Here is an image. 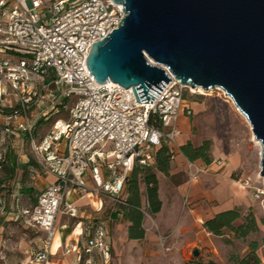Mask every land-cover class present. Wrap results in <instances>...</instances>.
Segmentation results:
<instances>
[{
	"label": "built area",
	"instance_id": "obj_1",
	"mask_svg": "<svg viewBox=\"0 0 264 264\" xmlns=\"http://www.w3.org/2000/svg\"><path fill=\"white\" fill-rule=\"evenodd\" d=\"M125 16L124 5L114 0H0V98L10 96L16 103H8L20 107V114L8 119H20L17 127L28 135L34 159L55 177L36 204L22 212L45 234L27 264L49 260L61 215L78 216L72 193L125 203L134 167L152 166L164 142L179 146L180 117L191 113L185 97L191 87L164 67L170 82L153 103H141L132 88L100 83L88 68L93 43L105 39ZM54 85L62 87L61 96L49 94ZM64 98H69L68 116L56 119L38 139L30 108L48 100L58 110ZM187 166L189 180H198L203 169L190 160ZM84 251L108 257L105 225L94 229ZM86 263L93 264L92 258Z\"/></svg>",
	"mask_w": 264,
	"mask_h": 264
},
{
	"label": "water",
	"instance_id": "obj_2",
	"mask_svg": "<svg viewBox=\"0 0 264 264\" xmlns=\"http://www.w3.org/2000/svg\"><path fill=\"white\" fill-rule=\"evenodd\" d=\"M114 1L126 16L93 43L94 78L132 88L141 103L170 82L164 67L188 87L222 88L261 143L264 177V0Z\"/></svg>",
	"mask_w": 264,
	"mask_h": 264
},
{
	"label": "crops",
	"instance_id": "obj_3",
	"mask_svg": "<svg viewBox=\"0 0 264 264\" xmlns=\"http://www.w3.org/2000/svg\"><path fill=\"white\" fill-rule=\"evenodd\" d=\"M33 105L37 107L34 108L35 111H31L32 117L44 116L45 110L48 114H53L54 120L61 117V112H58L61 107L53 111L51 102L48 100ZM193 114L191 106V113H184L180 117L179 146L175 148L176 153L171 161L169 174L156 171L162 208L153 216L165 241L161 243L157 240L153 225L147 220L143 221L145 237L130 238L129 222L122 221L123 214L116 208L117 203L112 199L93 194L72 193L70 200L77 206L78 216L71 217L65 214L59 217L58 232L51 245L50 258L45 264H88L86 263L88 258H92L93 264H96L98 256L103 264H187L185 253L191 244L189 241L195 225L198 224L197 219L202 220L205 228L204 223L207 219L221 211L233 209L236 205L243 204V201H249L248 195H250L249 191L238 189L232 184V180L236 182L232 175L240 167L239 158L235 154L227 158L226 156L217 158L211 164L195 161L202 166L203 171L199 174L198 180L187 179L185 161L188 159L180 151V147L189 141L196 146L200 145L189 128V119ZM31 155L33 157L32 149ZM29 156L24 152H19V155L14 152V155H10L7 162L16 168V172L14 178L4 176L5 182L1 186H4L3 191L6 197H0V249L4 241L5 246L11 248L6 252L9 259L13 261L18 259L22 264L29 262L32 254L41 246L43 237L39 238L40 243L37 248H33L30 247L26 236H20L19 242L16 239L4 240L3 230L10 222L13 221L12 224H14L19 218H23L22 212L33 206V197L37 198L55 181L53 175L41 170L34 157L36 165L28 163ZM220 160H222L221 163H219ZM179 175L181 177H178ZM141 191L143 210L148 212L145 184H141ZM166 210L174 213L173 224L168 223L167 215L164 216ZM99 224L105 225L108 232L110 252L106 258L97 252L90 254L84 251L87 241ZM177 230L179 234L175 236ZM37 232L41 231L37 228ZM37 238H34L35 243L39 241ZM57 238L58 243L55 245Z\"/></svg>",
	"mask_w": 264,
	"mask_h": 264
},
{
	"label": "rangeland",
	"instance_id": "obj_4",
	"mask_svg": "<svg viewBox=\"0 0 264 264\" xmlns=\"http://www.w3.org/2000/svg\"><path fill=\"white\" fill-rule=\"evenodd\" d=\"M61 88V86L54 85L48 89V91H50L49 94L51 96H61ZM185 97L194 111V114L190 116L189 119V128L194 139L199 141L200 144L206 139L211 140V155L214 160L225 156L227 158L231 154H235L239 158L240 167L232 175L236 182L232 180V184L238 189L249 191L250 195H248L249 201H243V204H238L236 207L239 208L243 216L252 212L260 227L258 233L251 234L246 240H242L235 238L234 235L228 231H225L224 235H214L203 227L202 220L197 219L198 224L195 225V229L192 231L193 234L189 241L191 244L185 253V260L187 264H236L230 260L231 256L243 257L248 252V243L254 239L260 240L262 236H264V177L260 174L262 149L256 143L255 135L249 123L240 114L232 98L224 90H221L220 87L209 90L203 89L202 91L197 88H187ZM8 100L16 103L10 96L7 97V100H4V97L0 98V127H9L10 130L5 131L4 128L3 131L0 132V197H6L3 191L4 186L1 185L5 182L4 176L6 172L4 170V163L8 159V156L11 154L14 155V152L18 153V155L19 152L31 155V145L28 139H26V132L17 127L20 119H8L6 117L3 108L8 104ZM36 107V105H33L30 111H35L34 108ZM60 115L61 117L68 116L66 111L61 112ZM31 117L32 116H30V118ZM32 119L37 123L39 118L32 117ZM54 121L55 120L52 119L50 122L37 125L39 126L37 127L38 135L41 136L47 133L52 128ZM14 146H16V148H14ZM196 161L201 162L202 160ZM185 163L187 172H189L187 166L188 161H185ZM196 164L202 168L198 163ZM1 165L3 167H1ZM181 175L178 177H181ZM187 175V179L189 180V174L187 173ZM175 178L174 180L177 181ZM241 178H243L242 181ZM246 180H249V185L245 184ZM258 190L262 191L259 195H257ZM116 208L118 207L116 206ZM165 212L164 216H168V223L173 224L174 213L170 210H166ZM144 214V221L147 220L151 222L157 240L161 243L165 241V238L161 236L156 225L155 217L147 211ZM122 218V221L125 222L124 216ZM240 221H237V223ZM12 223L13 221L3 230L4 240L16 239V241L19 242L20 236H26L30 247L37 248L40 243L39 238H44L45 236L42 232L36 233L37 228L28 223L25 216L19 218L14 224ZM178 231L179 230L176 231L175 236L179 234ZM36 237H38V243L34 241ZM195 249L199 251L197 256L193 254ZM7 250L9 251L11 248L5 246V242L3 241L0 249V264H22L18 259L16 261L9 259V255L6 253L8 252ZM12 253L15 254V252ZM258 254L262 260L261 264H264V246L262 244L258 250ZM99 263H101V261L98 256L96 264Z\"/></svg>",
	"mask_w": 264,
	"mask_h": 264
},
{
	"label": "trees",
	"instance_id": "obj_5",
	"mask_svg": "<svg viewBox=\"0 0 264 264\" xmlns=\"http://www.w3.org/2000/svg\"><path fill=\"white\" fill-rule=\"evenodd\" d=\"M69 102V98H64L60 112H65V105ZM6 113V117L20 114V107L17 104H6L3 108ZM31 114V111H30ZM55 117L53 114L41 116L37 123L34 119L35 135L39 139L37 125H41L50 122ZM10 131L9 127H0V132ZM30 144V139L26 134ZM31 145V144H30ZM212 142L206 139L202 144L196 146L192 142H187L180 147V151L190 161L202 160L205 164H211L214 159L211 155ZM175 148L164 142L155 151V162L149 167H134L129 180L125 184L124 194L125 203H117L119 212L124 216V219L129 222L128 234L132 239H143L145 237V229L143 227L144 211H143V198L141 191V184H145L146 197H147V210L150 214L154 215L160 212L162 208V199L159 194V180L156 171H162L165 174H169L171 167L172 156L175 155ZM10 155L8 156L9 159ZM28 163H36L33 160L32 155L29 156ZM8 159L4 163V170L7 178H14L16 168L8 163ZM1 167H3L1 165ZM42 170V169H41ZM37 198L33 197V205L36 204ZM241 220V221H240ZM237 221H240L237 223ZM264 222V221H263ZM205 228L214 235H224L225 231H228L234 235L237 239L246 240L251 234L258 233L260 231L259 224L255 215L250 212L246 216H243L239 208L221 211L215 214L212 218L207 219L204 223ZM264 246V236L260 240L254 239L248 243V252L243 257L231 256L230 260L236 264H261L262 260L258 254V250L261 246Z\"/></svg>",
	"mask_w": 264,
	"mask_h": 264
},
{
	"label": "bare ground",
	"instance_id": "obj_6",
	"mask_svg": "<svg viewBox=\"0 0 264 264\" xmlns=\"http://www.w3.org/2000/svg\"><path fill=\"white\" fill-rule=\"evenodd\" d=\"M108 83H110V84H112V83H115V82H113V81H111V80H109V81H107ZM219 88V87H218ZM198 90H200V91H202L203 90V88H201V87H198L197 88ZM221 90H223L222 88H220ZM237 109H238V111L240 112V114L246 119V121L249 123V121H248V119H247V117H246V115L237 107ZM249 125H250V123H249ZM250 128L252 129V127H251V125H250ZM255 141H256V143L259 145V147L262 149V146H261V143L255 138ZM57 243H58V238L56 239V242H55V245H57Z\"/></svg>",
	"mask_w": 264,
	"mask_h": 264
}]
</instances>
